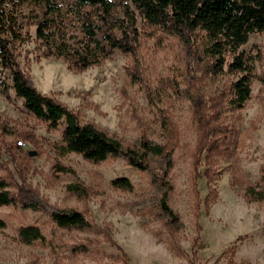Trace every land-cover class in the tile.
Listing matches in <instances>:
<instances>
[{
	"label": "rangeland",
	"instance_id": "rangeland-1",
	"mask_svg": "<svg viewBox=\"0 0 264 264\" xmlns=\"http://www.w3.org/2000/svg\"><path fill=\"white\" fill-rule=\"evenodd\" d=\"M144 32L134 55L116 50L86 70L69 68L61 58H45L34 40L15 56L31 86L124 146L138 149L141 139L165 144L160 120L161 113L168 115L177 135L169 173V205L178 217L174 234L165 230V215L157 204L161 190L147 172L120 157L95 164L76 154H60L64 126L51 129L35 119L10 87L8 72L0 69V144L23 142L14 162L3 156L0 175L10 174L50 207L84 212L100 230L99 235L59 230L44 212L20 204L0 207L5 223L0 264H264V201L245 195L264 170V34H252L240 48L254 58L255 78L250 99L236 109L227 103L234 75L186 69L177 40ZM196 90L207 106L214 97L220 101V146L209 162L194 155L191 104L183 98ZM21 134L31 140L24 141ZM148 158L155 170L164 167L161 159ZM117 179L128 180L132 190L113 186ZM69 185L80 186L83 196L71 193ZM11 190L17 193L16 187ZM23 226L39 227L45 241L23 244L18 238Z\"/></svg>",
	"mask_w": 264,
	"mask_h": 264
},
{
	"label": "trees",
	"instance_id": "trees-1",
	"mask_svg": "<svg viewBox=\"0 0 264 264\" xmlns=\"http://www.w3.org/2000/svg\"><path fill=\"white\" fill-rule=\"evenodd\" d=\"M144 29L177 40L184 52L186 69L193 66L200 74L234 75L227 103L241 109L248 102L255 78L254 58L241 52L240 48L252 34H264V0H0V69L8 72L10 87L35 119L51 129L64 126L62 145L58 147L60 154H76L95 164L120 157L129 166L147 172L152 184L161 190L157 204L165 215V230L172 236L178 217L169 205L172 191L169 173L173 163L172 141L177 135L168 115L161 113L160 120L165 131V144L151 145L141 139L138 149L124 146L92 124L81 122L53 97L41 94L31 86L15 56L18 49L34 40L45 58H61L69 68L86 70L101 64L116 50L134 55ZM131 78L136 75L131 74ZM183 98L191 104L196 133L194 155L205 156L209 162L220 146L217 137L220 129L216 122L220 101L214 97L207 106L199 90L185 94ZM19 137L24 141L31 140L28 135ZM19 149L21 147L1 142V171L7 158L12 162L16 160L15 153ZM3 156H6V162H3ZM149 156L161 159L164 167L152 168ZM113 186L132 190L126 179L115 180ZM14 187L17 193L12 192ZM28 188L24 183L13 182L10 174L0 175V207L20 204L25 209L46 213L59 230H94L100 234L84 212L50 207ZM67 189L75 196H83L84 191L78 185H69ZM245 195L255 202L264 201V170L254 186L246 187ZM3 228L5 223L0 220V229ZM103 234L106 241L111 242L110 236ZM18 238L26 245L45 241L37 226L20 227ZM82 250L87 249L82 247Z\"/></svg>",
	"mask_w": 264,
	"mask_h": 264
},
{
	"label": "built area",
	"instance_id": "built-area-1",
	"mask_svg": "<svg viewBox=\"0 0 264 264\" xmlns=\"http://www.w3.org/2000/svg\"><path fill=\"white\" fill-rule=\"evenodd\" d=\"M17 145H18V146H22V145H23V143H19V142H18V143H17Z\"/></svg>",
	"mask_w": 264,
	"mask_h": 264
},
{
	"label": "water",
	"instance_id": "water-1",
	"mask_svg": "<svg viewBox=\"0 0 264 264\" xmlns=\"http://www.w3.org/2000/svg\"><path fill=\"white\" fill-rule=\"evenodd\" d=\"M35 154L34 153H30V156H34Z\"/></svg>",
	"mask_w": 264,
	"mask_h": 264
},
{
	"label": "bare ground",
	"instance_id": "bare-ground-1",
	"mask_svg": "<svg viewBox=\"0 0 264 264\" xmlns=\"http://www.w3.org/2000/svg\"><path fill=\"white\" fill-rule=\"evenodd\" d=\"M19 143H23V142L20 141Z\"/></svg>",
	"mask_w": 264,
	"mask_h": 264
}]
</instances>
